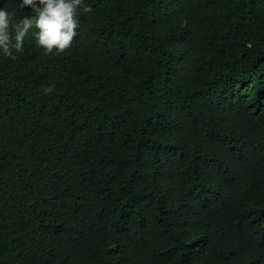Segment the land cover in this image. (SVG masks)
Instances as JSON below:
<instances>
[{
	"label": "trees",
	"instance_id": "16d2710c",
	"mask_svg": "<svg viewBox=\"0 0 264 264\" xmlns=\"http://www.w3.org/2000/svg\"><path fill=\"white\" fill-rule=\"evenodd\" d=\"M84 2L0 51V264H264V0Z\"/></svg>",
	"mask_w": 264,
	"mask_h": 264
},
{
	"label": "clouds",
	"instance_id": "9594fccd",
	"mask_svg": "<svg viewBox=\"0 0 264 264\" xmlns=\"http://www.w3.org/2000/svg\"><path fill=\"white\" fill-rule=\"evenodd\" d=\"M17 4L20 9L31 10L34 14L21 16L13 23L15 10L0 7V51L10 59H15L13 49L15 52L22 50L24 38L29 32L35 44L46 54L63 52L77 35L78 9L83 7L88 10L84 0H17ZM10 25L15 29L14 36H10ZM43 91L47 94L52 87Z\"/></svg>",
	"mask_w": 264,
	"mask_h": 264
}]
</instances>
